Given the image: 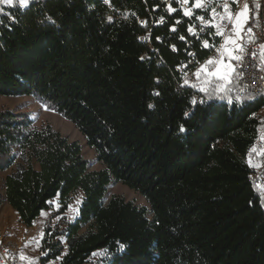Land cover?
I'll return each mask as SVG.
<instances>
[{
    "label": "trees",
    "instance_id": "16d2710c",
    "mask_svg": "<svg viewBox=\"0 0 264 264\" xmlns=\"http://www.w3.org/2000/svg\"><path fill=\"white\" fill-rule=\"evenodd\" d=\"M173 8L169 14L162 0L0 5V95L33 96L73 122L103 165L92 169L81 145L52 124L0 105V170L15 165L0 178V203L27 226L53 208L24 264H264V198L251 180L261 168L264 94L236 103V79L226 87L232 104L215 98L220 80L205 86L213 98L198 91L202 77L187 76L222 38L189 35L201 12L189 18ZM198 96L205 103L193 105ZM113 181L150 207L120 194L106 200ZM57 193L54 209L47 202ZM104 250L109 258L94 255Z\"/></svg>",
    "mask_w": 264,
    "mask_h": 264
},
{
    "label": "snow or ice",
    "instance_id": "6c2138e0",
    "mask_svg": "<svg viewBox=\"0 0 264 264\" xmlns=\"http://www.w3.org/2000/svg\"><path fill=\"white\" fill-rule=\"evenodd\" d=\"M174 2L179 4V10L183 11V15L185 17H189L191 18L194 14V10H201V11H207L211 5L213 4V0H174ZM231 2L233 4L237 3V0H231ZM104 3L109 4L110 0H104ZM0 4H4L7 5L8 7H19L20 9H26L30 6L31 4V0H0ZM188 5H191L190 7H186ZM219 6L223 8V14L217 13L216 12V8L215 7H211V16L213 19H215L217 16L220 17V21L223 22L224 20H227L229 23H231L233 25V34L234 37L233 38V34H228L227 37L224 39V43L220 46V48H217L216 51L219 53L221 59L219 61L210 59L206 62L205 65H202L200 68L197 69V71L194 73V75L199 79L202 72L203 73H207V76L209 77H215L217 80L220 81H224L225 83H230V70L232 73L235 72L234 66L232 65L231 61L235 60V61H240L242 59V57L240 55H238V52H242L243 51V46L242 44L239 42L243 39L242 33L244 31H247L249 34L253 33V28L252 27H247L245 29L244 25L247 24L248 20H249V5L248 3H244L243 7L240 9V11H238L237 13H235V16L233 15L232 11L230 10L229 7V0H220ZM260 8V4L256 3L255 4V9L258 10ZM178 11L177 8H173L171 6V4H169L167 6V12L169 14L174 13ZM0 12H3V9H0ZM196 19L198 21H200L202 24H206L209 27L215 28V35L217 36H221V37H225V32L223 31V28L221 26V24H213L211 21L209 20H205V17L203 15H197ZM109 21H111V17H109ZM164 21V17L160 18V22ZM144 25H146V21L142 22ZM181 23L180 20L176 21V24ZM170 31L175 32L176 28L175 26H173ZM200 32H203L204 29L201 28L199 30ZM188 32L190 35H195V36H199L198 32H195L193 30L192 26H189L188 28ZM141 39L147 40L149 39V37H142ZM160 37H157V40H159ZM181 40H184L185 37L184 36H180ZM250 39H251V35H250ZM173 50L175 49V45L172 46ZM203 47L207 48L210 47L209 42L207 40L203 41ZM190 55H192L191 53H189ZM253 55H255V53H253ZM227 57V60L224 59V57ZM261 56L264 57V45L261 46ZM141 59H144V57H141ZM214 64H219L220 66L216 68L215 71L212 72H208L207 69V65H214ZM189 82L187 80H185V84H188ZM203 84H211L213 83V81H210L208 79H205L203 82ZM191 87L193 88H197V85L195 83L191 84ZM198 91L200 92H204L206 96H208L209 98H213V93H209L207 91L206 87H199L197 88ZM229 91V89H227L225 87V84H217L215 87V93L216 96L215 98H218L220 100H224L226 101L228 104H232L233 100L231 97H229L227 95V92ZM219 93H224L223 95H219ZM158 94V93H157ZM248 99H252V97H248ZM201 103H205L204 100L200 101ZM235 102L236 103H242V98L237 96L235 98ZM191 103L193 105L197 104V100L195 97L192 98ZM149 107H152V105H149ZM189 115V113H185V116L187 117ZM180 132L184 133L186 132V129L184 128V126L182 125L180 127ZM250 163V162H249ZM59 193H57V198H59ZM261 195L262 198H264V190L261 191ZM47 203L52 204L53 201H48ZM77 203H79V201H77ZM57 208H59V204L56 205ZM69 209L73 212H78L77 209H73L71 205L68 206ZM41 215H45V213L42 211ZM38 243V242H37ZM125 248V246L123 244L119 245L118 250L119 251H123ZM41 255H47V253H41ZM94 255H101L104 256V258H109V254L107 252V250H104L103 252L99 253V254H94ZM21 259H27L26 257H24L23 255L21 256ZM59 259V257H58ZM29 264H36L35 260H29Z\"/></svg>",
    "mask_w": 264,
    "mask_h": 264
},
{
    "label": "built area",
    "instance_id": "2783aa9c",
    "mask_svg": "<svg viewBox=\"0 0 264 264\" xmlns=\"http://www.w3.org/2000/svg\"><path fill=\"white\" fill-rule=\"evenodd\" d=\"M255 1L260 4V8L257 10V30L251 35V39L250 36L246 38L243 45V51L238 53L242 59L240 61H235L234 65L237 80V86L234 92L239 97L247 94H264V57L261 56V46L264 45V0ZM251 2H253V0H237V3L233 4L231 0H229V7L233 15H235V13L243 7L244 3L249 4ZM162 3L165 8H167L169 4H171L172 7H179V4L174 2V0H162ZM219 3L220 0H213L211 7H215L217 13L223 14L224 10L219 6ZM190 6L191 5H188L186 7ZM211 7L207 11L197 10L201 12V15L205 17V20H209L213 24H221L223 31L227 35L228 31L233 28V25L227 20L221 22L219 16L213 19L211 16ZM142 22L144 21H141V23ZM192 27L195 32L199 33V35L210 32L215 33L216 31L215 28L202 24L198 20L192 25ZM201 28L204 29L203 32L199 31ZM190 53L193 54V51H190ZM253 53H255V55H253ZM193 64L194 61H190V65ZM182 68V66L177 67L179 71H181ZM194 73L195 72H190L187 78L189 80H195L196 76ZM201 100H203V98L198 96L197 101L200 102ZM256 148L261 152V168L258 172L252 175L251 180H254L256 188L264 190V132L261 133V139L258 140ZM4 239L12 238H8L3 233H0V264H24L20 256L23 244L15 240V247H4Z\"/></svg>",
    "mask_w": 264,
    "mask_h": 264
},
{
    "label": "rangeland",
    "instance_id": "374dc122",
    "mask_svg": "<svg viewBox=\"0 0 264 264\" xmlns=\"http://www.w3.org/2000/svg\"><path fill=\"white\" fill-rule=\"evenodd\" d=\"M251 3H256V1L253 0V2ZM0 5H4V4H0ZM233 75H234L233 79H236L235 72ZM202 77L203 78L200 80L199 85L201 87L207 86L208 84H203L202 82L205 79H209L208 76L203 75ZM0 105L6 106L17 113H23V114L28 115L31 119L35 121L36 125H41L43 123L52 124L55 128L61 131V133L64 136L68 137L70 141H77L81 145L82 153L85 156V158L90 161V165L92 169H101L103 167V165L100 162H98L95 151L90 146H88L85 136L80 132V130L76 127V125L70 120L63 117L61 114L57 113L56 111L49 109L46 106H43L33 96H30V95H22V96L0 95ZM262 116L264 117V114H262ZM263 132H264V127L261 129L259 133V136L255 143V148L257 147V142L258 140L261 139V133ZM0 174L2 175V173ZM257 189L259 191L263 190L259 188ZM113 194H120L124 196L127 200L135 202L137 205L147 206L148 208L150 207L148 201L143 195H141L139 192L133 190L132 188H130L129 186L123 183L115 182V181L110 183V185L108 186L106 200H108L109 197ZM58 199L59 198L56 197L53 200L54 209L55 208L57 209L56 205L58 204ZM82 200H83V195H78L75 198H73L72 201L70 202V205L72 206V208L78 210V212H73L70 209H68L66 214L70 220L76 219L79 213V207H80ZM77 201H79V203H77ZM44 213L45 215H40L36 223L37 229L35 230V236H34L36 240L32 242L29 248L21 252V256L25 254L26 251L32 254L38 252L39 241L43 238L45 224L48 218L53 213V208L46 210ZM54 221H57V219H55ZM42 224L44 227H42ZM41 229H43V233H41Z\"/></svg>",
    "mask_w": 264,
    "mask_h": 264
},
{
    "label": "crops",
    "instance_id": "0c3cea01",
    "mask_svg": "<svg viewBox=\"0 0 264 264\" xmlns=\"http://www.w3.org/2000/svg\"><path fill=\"white\" fill-rule=\"evenodd\" d=\"M248 5H249V13H248L249 20H248L247 24L244 25V27H245V29L247 27H249V26L252 27L253 28V33H254L257 30V25H258V23H257V11L255 13V16H256V23H255V22L251 21V17H252V15H251V6H250L251 3H249ZM232 30H233V28L230 31H228L227 35L228 34H233ZM253 33L249 34L247 31H244L242 33L243 39L241 41H239L242 44V46L244 45L246 38H248L250 35H253ZM227 35L224 38H222L221 42L219 43L218 48H220V46L224 43V39L227 37ZM233 38H235L234 34H233ZM210 59L219 61L221 59V57H220L219 53L216 51V53L213 54L210 58H208L206 61L202 62L200 64L199 68L202 65H205L206 62L208 60H210ZM224 59L227 60V57L225 56ZM261 60H262V58H261ZM231 63L234 66L235 65V60L231 61ZM219 66H220L219 64L207 65L208 72L215 71L216 68L219 67ZM233 74L234 73H232L231 70H230V76H229V79L231 81L230 83H225L224 81H221L222 84H225V87H227V86L232 84V81L234 80L233 79V77H234ZM203 75H207V73H203L202 72L201 77ZM208 78L209 79L210 78L216 79L215 77H209V76H208ZM202 87H205V86H202ZM260 114L261 115L264 114V107L260 111ZM14 168H15V165H13L12 167H10L8 169L0 170V173H2V175L0 174V178L1 179L5 178L10 172L13 171ZM1 193H2L3 196H5V189H3ZM38 219H39V217L36 219V221L34 222V224L32 226H27V225H25L24 223H22L20 221L18 212L13 208V206L8 201H4V202L0 203V232H2L8 238H12L10 240H12L14 242H15V240L21 242L23 244L22 251L26 250L27 248H29V246L32 244V242L34 240H36L34 236H35V230L37 229L36 228V225H37L36 223H37ZM42 227H44L43 224H42ZM41 233H43V229H41Z\"/></svg>",
    "mask_w": 264,
    "mask_h": 264
},
{
    "label": "bare ground",
    "instance_id": "6f19581e",
    "mask_svg": "<svg viewBox=\"0 0 264 264\" xmlns=\"http://www.w3.org/2000/svg\"><path fill=\"white\" fill-rule=\"evenodd\" d=\"M255 95H260V94H255ZM252 182L254 183V180H252ZM4 247H15V242L10 239H4Z\"/></svg>",
    "mask_w": 264,
    "mask_h": 264
}]
</instances>
